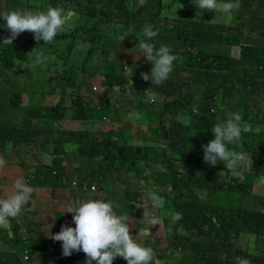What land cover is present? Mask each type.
<instances>
[{
    "label": "trees",
    "instance_id": "16d2710c",
    "mask_svg": "<svg viewBox=\"0 0 264 264\" xmlns=\"http://www.w3.org/2000/svg\"><path fill=\"white\" fill-rule=\"evenodd\" d=\"M178 2L188 9L195 8L198 18L189 22L171 18L165 14L162 0H145L143 4L140 0H17V10L30 6L33 12H46L51 6L75 15L67 30L58 33L50 44L37 42L34 33L25 31L12 45H4L3 40L11 34L0 18V74L12 73L7 84L10 86L2 90L14 91L6 94L8 102L0 106V143L3 147L6 143L23 146L19 150L22 153L29 149L35 152V139L50 123L84 121L87 124L83 132L58 133L53 129L56 136L52 157L55 155L58 161L70 158V167L58 161L56 167H49L40 160L29 175L34 187L69 188L65 172L69 167L75 176H82L81 182L77 181L79 195L71 182L73 197L99 200L94 197L103 193L108 202H116V179L134 176L145 187L148 172L150 175L154 163L160 161L165 168L167 165V171H160L159 177L152 180L172 191L164 197L159 215L167 234L166 245L158 250L156 241L144 243L155 253L151 264H240L241 260L264 264V188L254 190L258 179L264 181V0H223L237 5L230 17L202 10L199 16L197 5H191L198 0ZM178 2L170 0L168 8ZM142 11L144 18H140ZM148 24L157 36L145 41L141 29ZM107 25L116 26L115 34L121 32V42H100ZM134 27L140 34H130ZM141 41L153 43L157 49L167 45L178 57L169 78L159 86H150L157 91V97L165 99L163 102H157V98L145 100L148 92L137 73L141 74L143 65L148 70L153 66L142 57L140 49L131 50ZM185 41L187 48L177 49ZM234 49L239 50L236 56L232 54ZM36 53H43L46 60L33 68ZM130 54L137 56L135 61L129 60ZM79 59L83 62L79 63ZM93 61L95 64L89 66ZM128 66L134 67L133 75L127 72ZM83 76L104 77L99 87L104 84L107 92L100 96L98 105L80 97L79 77L82 83ZM18 78L24 83L19 84ZM113 89L137 100L143 114L150 116L144 143L139 144L124 126L115 130L114 123L117 119L121 123L122 114L128 112L119 104L112 105ZM23 93L30 97L26 106ZM195 93H200V103ZM68 94L75 98L71 103L66 101ZM47 95L58 99L49 104L45 101ZM229 113L242 116L243 131L240 141L227 147L255 155L252 172L243 171L241 165L229 172L222 161L212 166L203 160L202 145L215 138L211 129L226 123ZM247 122L251 124L249 128ZM233 172L236 176L231 175ZM121 191L120 214L141 217L135 213L139 191L134 192L130 183H125ZM202 192L206 193L204 198L199 196ZM176 212L183 218L174 223L171 214ZM72 217L71 213L63 215L52 232L60 231L62 225L71 226ZM21 224L25 232L19 237L16 224L0 228V264L12 263L18 255V245L22 246V256L35 249L43 264H71L74 260L85 264L83 251H73L67 259L59 241H45L37 222L24 218ZM247 236L255 240L243 246L239 239ZM113 264L127 261L117 257Z\"/></svg>",
    "mask_w": 264,
    "mask_h": 264
},
{
    "label": "rangeland",
    "instance_id": "374dc122",
    "mask_svg": "<svg viewBox=\"0 0 264 264\" xmlns=\"http://www.w3.org/2000/svg\"><path fill=\"white\" fill-rule=\"evenodd\" d=\"M178 1L179 0H177V2ZM140 2L141 4H143L145 0H140ZM168 2H170V0H162V4L166 5L165 10H164L165 14H169L171 18H178V19L181 18L182 20H185L186 22H189V20H194L198 18V14L196 13L197 10L195 8L188 9L186 5H182L178 2L176 4L172 3L171 4L172 8L169 9ZM154 3L155 2H153V5ZM191 5H197V3H192ZM26 8L29 11L33 10V7H30V6H26ZM187 9H188V12L184 16V13L187 11ZM14 10H17V0H0V16H3L5 13L11 12ZM198 12H199V16H202V11L198 10ZM144 17H145V12L142 11L140 18H144ZM81 19H82L81 21L84 22V19L83 18ZM115 30H116V26L114 25H110V26L107 25L106 27H104V35L102 36L104 40L100 42H110V41L121 42V39H123L124 37L122 36L121 32L115 34ZM130 34L136 35V34H140V32H138V28L134 27L132 31L130 32ZM133 41L135 42L136 38L135 40H132V42ZM139 43L140 42H137L135 45H132L131 50H139ZM186 44H187L186 41L181 42L177 46V49L179 48L186 49L187 48V47L185 48ZM238 51L239 50L234 49L232 50L233 52L232 54L236 56ZM130 55L131 56H129V60L131 59V61H135V58H137V56L134 57L133 54H130ZM124 56H125V60H127V55H124ZM76 59H78V57H76ZM82 62H83V59H79V63H82ZM94 64H95V61L90 63L89 66H93ZM145 67H146L145 65L141 66L142 68L141 73L144 72V73L150 74L151 70H148ZM128 68H131V67L128 66ZM133 68L132 70H134ZM127 72L132 74L130 70H128ZM137 75H138L139 80L142 79L140 73L139 74L137 73ZM11 78H12L11 72L0 74V84H1L0 85V106H3L8 102V98L6 94L10 92L11 93L14 92L13 90L12 91L2 90L4 89V86H10L7 84L10 83L9 81H11ZM79 79H80V84H79L80 88L78 89H80V93H79L80 97H82L85 101L91 99L93 100L94 105H98L100 96L106 94L107 92V87L104 84L101 87H99L100 80L104 79V77L103 76H100V77L83 76L82 83H81L80 77ZM18 80H19L18 81L19 84L24 83V81L22 82L21 78H18ZM143 82L145 83L143 85L146 87V91L148 92L147 95L145 96V100L152 101V99L156 100V98H157V102H163L165 100L163 97H157L156 95L157 91L150 89V86L152 85V83L145 81V80H143ZM94 87H97V88L94 90ZM21 89H23V85ZM134 93H135V90H134ZM29 98L30 97H28L26 93H23V99H22L23 105L26 106L29 104ZM57 99L58 98L55 95H52V96L47 95V97L45 98V101H47L49 104H54L57 101ZM74 99L75 98L71 94L70 95L68 94L66 101L71 103ZM126 100H130L129 95H127L125 92H118L115 89H113L112 95H111L112 105L119 104L121 110L124 109L128 112V113L122 114L123 121L121 123L118 124V119L114 123L115 130L122 126L126 127L128 129V132H131L132 137L136 138L139 144H142L146 141V135H148L150 116L143 114V112L145 111H141L142 108L138 106L137 100L131 99L130 100L131 103L127 102ZM195 100L197 103H200L201 101L200 93H195ZM38 102L39 100L37 101V103ZM71 106L72 105L70 104L68 115H71V109H72ZM53 123L56 124V122H53ZM53 123H50V125H48V127L46 128V131L45 129H43L42 132L39 133L38 137L35 139L38 141V146L35 152L29 149L27 152L22 153V152H19V150L23 146L17 147V144H13L14 145L13 146L11 143H6L4 145L5 147H3V143L2 142L0 143V150L3 151V152H0V158L6 161V164L3 167H0V198H7L8 196L13 194L14 192L13 185L17 179H23V181L33 189V193H32L29 203L24 206L27 212L24 213L22 211V214H19L17 217L9 218V224H16L17 226L16 228L18 231L17 237H19L22 232H25V231H22L23 226L21 223L23 222V219L26 218V221H29L31 219L32 222H37V224L40 225L39 230L45 236V241H49V242L54 241L50 239L48 236L50 234L54 235L59 232V230H56V232H52L53 231L52 229H54L55 224L59 221V219L63 215L65 214L68 215V213H66L67 207L69 205L75 204L76 202L87 201V199L85 198L81 199V198H77V196L73 197V195L71 194V190H73L70 186L71 182L74 181V183H76L78 186L77 181L81 182L82 180L81 174L78 176H75L76 174L73 172L74 170L73 171L70 170L69 167H70L71 159L68 158V160L63 159L61 161H58V157L55 158V155L52 157L54 150H55L53 139L56 136L55 132L53 131L54 128H56L55 130H57L58 133L59 132L79 133V132L84 131V129L86 128L85 124L87 123H84V121H74V120L71 121L69 119L57 123L58 124L57 126H55ZM52 124H53V127H52ZM116 124L118 125L116 126ZM152 125L156 126L155 120H153ZM247 126L249 128L251 124L248 125V122H247L246 127ZM39 146H41V149H39ZM244 155L246 157V163L241 165V167H243V171H246V172L254 171L255 166H256L257 157L253 154H250V155L244 154ZM248 158H250L251 161ZM40 160H43V162L41 161L42 162L41 163ZM56 161L61 162L63 167L69 166L65 171L66 177H67L66 181L70 183L69 188L63 189L62 187L58 190V189H54L51 187L50 188L34 187L33 183L29 180V175L31 173V170L32 172L34 171L33 167L35 165H39V162L42 165L47 164L49 167H52V166L56 167V165L58 164V162ZM250 162H252L251 167L248 166ZM152 168L153 170L151 171V174L149 175V172L147 174V176L149 177V182H147V185L145 187L140 186L137 180V177H134V176H121L118 179H116L115 188L113 189V195L119 201L111 202V203L114 206V211L117 212L118 215H124V214H120L121 202H122V197H123L121 190L124 189V184L130 183L134 187V192L139 191L138 193L139 200L137 202L138 204H136V213H138L141 217L137 218L135 216H132L128 219L127 223L130 228V234L133 236V239L137 243L141 244L142 246H145L144 243L148 244V241H152V240L156 241L158 250H161V248L166 245L165 241L167 239V234L163 230V223L161 221L160 225L153 226V231L151 233H147L145 232V229H143V227L149 228V226L143 221V214H144L145 209H149L152 211V213L155 216L159 217L161 209H151L150 208L149 196L151 193L156 192L164 199V201H166L164 197L168 196L171 193L172 189L159 187L156 181L152 180V178L159 177L160 171H165V170L167 171V165L165 168V166L161 165L160 161H156ZM231 175L236 176V173L233 172ZM72 187L75 188L73 185ZM262 188H264V181H259L258 179L255 183L254 190L259 191ZM74 191L78 193L79 195L81 190L78 188V189H74ZM262 193L264 194V190L262 191ZM205 195L206 193L204 192L199 194L200 198H204ZM94 198H99V200L108 202V200L106 199V195L103 193H100L98 197H94ZM164 210L168 212L167 209L164 208ZM69 219L70 217L67 220ZM160 220L162 219L160 218ZM41 226H42V229H41ZM69 227H75V224L73 223V219H72L71 226ZM29 246H30V242L27 246V249L30 250ZM17 251H18V255L17 256L15 255V257H18L17 259L18 261L15 264H43L41 263L42 260L40 258V255L37 253L35 249H33L32 254L28 253L29 261H27L25 258L22 257V252H21L22 246L21 245L17 246ZM177 256L179 257V254ZM66 258L64 260L65 263H67V259H68ZM21 260H22V263H21ZM75 263L79 264L75 260L71 262V264H75ZM6 264H12V263L10 261V262H7ZM52 264H59V263L53 262ZM155 264H158V263L155 262ZM159 264H161V261H159Z\"/></svg>",
    "mask_w": 264,
    "mask_h": 264
},
{
    "label": "clouds",
    "instance_id": "9594fccd",
    "mask_svg": "<svg viewBox=\"0 0 264 264\" xmlns=\"http://www.w3.org/2000/svg\"><path fill=\"white\" fill-rule=\"evenodd\" d=\"M197 7L204 12H218L230 17L232 10L237 5L223 2V0H198ZM74 15L75 13H64L62 9L51 6L46 12L37 10L33 12L27 8L7 12L0 18L6 22L5 27L11 35L3 40V44L12 45L13 40L25 31L34 33V39L37 42L42 40L44 44H50L58 33L66 30L68 22ZM142 31L145 41L152 40L157 36V32L153 31L151 24L146 25ZM145 41L139 43V49L142 52V57L151 62L153 67L150 75L144 72L140 75L143 80H151L152 85L159 86L169 78L173 71V62L178 57L172 54L173 50L167 45H161L157 49L153 43ZM34 51L35 49L29 54ZM45 60L43 53H36L31 67L39 66ZM21 67L25 66L21 65ZM126 69L130 70L133 75L132 68L126 67ZM96 88L94 87V90ZM241 121L242 116L239 113H229L226 123L217 124L211 129L215 138L208 144L202 145L205 163L215 166L222 161L229 172L246 163L243 153L230 150L227 147V145H235L240 141L243 131ZM57 125L56 123L55 126ZM251 163L248 166L251 167ZM5 164L6 161L0 158V167ZM73 183L74 181L72 185ZM13 187L12 195L0 198V228L8 227L9 218H15L21 213L33 193V189L23 179H17ZM74 187L73 189H76L77 184ZM149 199L151 209L164 207V199L156 192L151 193ZM66 213L73 214L72 219L75 227L62 225L58 233L48 236L50 239L60 242L63 256H70L73 251H83L86 256L85 264H93V262L95 264H113V260L117 257L127 261V264H151L153 261L155 255L153 249L142 246L133 239L127 223L129 217L118 215L111 202L103 200L76 202L67 207ZM182 218V214L179 212L171 214V220L174 223ZM143 221L149 226V228L143 227V229L150 233V229L160 225L162 220L155 216L151 210L145 209ZM240 264H249V262L241 260Z\"/></svg>",
    "mask_w": 264,
    "mask_h": 264
},
{
    "label": "crops",
    "instance_id": "0c3cea01",
    "mask_svg": "<svg viewBox=\"0 0 264 264\" xmlns=\"http://www.w3.org/2000/svg\"><path fill=\"white\" fill-rule=\"evenodd\" d=\"M23 212L24 213L27 212L25 207H23ZM239 240H241V244L243 246H245L248 241H253V240H255V238L252 237V236H247V237H241ZM17 259H18V257H17ZM17 259L14 257V260L12 261V264H15L18 261Z\"/></svg>",
    "mask_w": 264,
    "mask_h": 264
},
{
    "label": "built area",
    "instance_id": "2783aa9c",
    "mask_svg": "<svg viewBox=\"0 0 264 264\" xmlns=\"http://www.w3.org/2000/svg\"><path fill=\"white\" fill-rule=\"evenodd\" d=\"M73 185L75 186L76 184L73 183ZM22 257L25 258L27 261H29V255H28V252L25 253ZM22 257H21V258H22ZM21 263H22V260H21Z\"/></svg>",
    "mask_w": 264,
    "mask_h": 264
}]
</instances>
